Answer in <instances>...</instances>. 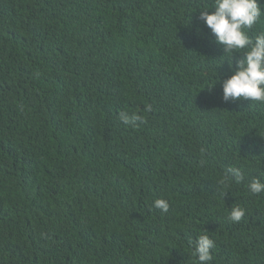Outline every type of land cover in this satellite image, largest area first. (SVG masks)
Segmentation results:
<instances>
[{"label":"trees","instance_id":"trees-1","mask_svg":"<svg viewBox=\"0 0 264 264\" xmlns=\"http://www.w3.org/2000/svg\"><path fill=\"white\" fill-rule=\"evenodd\" d=\"M211 2L0 0V264H195L205 230L210 264H264V104L207 88Z\"/></svg>","mask_w":264,"mask_h":264},{"label":"clouds","instance_id":"clouds-1","mask_svg":"<svg viewBox=\"0 0 264 264\" xmlns=\"http://www.w3.org/2000/svg\"><path fill=\"white\" fill-rule=\"evenodd\" d=\"M262 17L264 0H212L199 9L197 20L209 30L214 43L221 46L222 56L227 57L225 62L228 72L223 75L217 73L213 78L214 83L207 87L212 90L220 83L225 102L248 100L264 104V31L250 35V30ZM200 31L196 27L198 35ZM147 110H150V106ZM140 119L136 113L131 116L121 113V120L126 125L135 126ZM243 179L244 173L240 168L229 166L220 183L227 185L233 180L240 183ZM247 189L252 195H259L264 192V180L254 176L249 180ZM153 205L164 212L169 207L168 202L162 198L154 200ZM244 214L242 207L235 206L229 212V219L239 222ZM206 232L188 241L195 264H210L213 259L215 241Z\"/></svg>","mask_w":264,"mask_h":264}]
</instances>
